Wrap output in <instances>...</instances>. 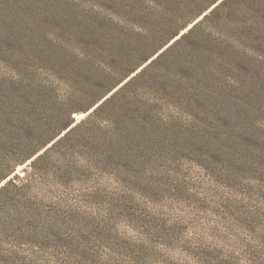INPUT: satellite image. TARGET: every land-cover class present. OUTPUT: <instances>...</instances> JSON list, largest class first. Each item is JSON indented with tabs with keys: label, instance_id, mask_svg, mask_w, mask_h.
<instances>
[{
	"label": "rangeland",
	"instance_id": "1",
	"mask_svg": "<svg viewBox=\"0 0 264 264\" xmlns=\"http://www.w3.org/2000/svg\"><path fill=\"white\" fill-rule=\"evenodd\" d=\"M221 1L0 0V110L21 113L0 135V178L27 141H47L44 131L66 111L62 104L75 122L92 110L76 111L94 95L90 65L83 74L69 70L79 53L88 54L73 39L77 32H91L95 24L111 36L93 55L99 69L113 56L119 71L139 66L124 80L119 76L122 86L169 46L174 33ZM240 12L249 18L247 6ZM249 36L231 37L194 82L185 84L173 64L150 70L125 91L120 107L115 103L90 123L105 120L102 137L119 128L126 138L131 129L128 143L104 149L115 152L117 162L89 174L78 148L69 150L57 170L43 174L41 194L55 193L66 205L79 198L81 212L132 244L145 240L140 226L147 222L152 243L141 253L149 264H264V33L254 27ZM58 54L65 56L58 63L69 67L57 65ZM31 160L9 177L32 174ZM67 160L76 171L64 175ZM60 173L57 187H49Z\"/></svg>",
	"mask_w": 264,
	"mask_h": 264
},
{
	"label": "trees",
	"instance_id": "2",
	"mask_svg": "<svg viewBox=\"0 0 264 264\" xmlns=\"http://www.w3.org/2000/svg\"><path fill=\"white\" fill-rule=\"evenodd\" d=\"M246 6L250 10L249 18L247 13L245 17L240 12ZM92 25L91 32L86 27L83 32L79 31L74 35L73 39L78 46L83 47L82 51L86 49L88 54L79 53L78 62L74 64L76 68L74 70L69 68L71 74L75 72L83 74L85 67L90 65V77L93 83L89 85L94 89V95L90 96L88 105L80 106L76 111L87 113L91 108L92 110L85 118L75 122L72 117L74 112L68 110L69 106L65 108L62 104V110L66 111L56 115L54 128H48L52 130L44 131L47 141L43 140L41 145L27 141L21 146L20 159L0 178L1 184L12 175L18 165L33 159L29 165L33 170L32 174L24 170L22 176L13 175L0 186V264H149L150 257L141 253L148 250L152 243L149 242L152 234L146 230L147 222L140 226L145 240L132 244L127 238L117 235L109 224L98 219V222H95L90 214L81 212L78 205L83 202L79 198L73 199L71 204L66 205L62 201H57L55 193L42 195L43 174L50 173L52 168L57 170V163L62 162V157L75 148H78L81 161L86 162L82 168L87 169L89 174L91 170L105 169L104 166L108 162L116 163L117 154L104 149L108 146L118 148L123 141L128 143L130 138L127 136H130L131 129L126 127V138L123 135L124 131L119 128L113 130L110 137H102L104 128L101 125L105 120L101 119L100 121H103L100 122L101 124L90 125L91 121L98 119L101 112L109 110L115 103L120 107L119 104L126 98L125 91L154 68L166 67L169 64L177 66L185 84L188 79L194 82L203 77L208 69L205 67L215 62L231 45V37L238 34L248 40L254 27L262 29L264 33V1L222 0L122 86L119 85L122 82L119 76L124 75L121 79L124 80L139 66L129 70L121 68L119 71L120 66L116 64V58L112 55L114 60L110 65L103 67V70L96 67L93 55L101 51L99 46L109 42L111 36L109 34L104 36L101 30H96L95 24ZM177 34L179 33H174L171 38ZM228 34L233 36L230 37ZM84 56L87 60L80 59ZM58 60L60 63L65 60L63 54L57 55V65L69 67L67 63L59 64ZM159 84L164 89L163 80H159ZM113 90L115 91L111 96L105 98ZM134 100L130 98V110L137 108L134 106ZM122 110L128 109L122 108ZM13 111L8 113L7 110H0V135L6 131L7 124L13 123V120L21 114H15ZM123 115L129 119L133 116ZM13 127L17 126L13 125ZM19 130L23 131L22 128ZM65 167L64 175L76 171L70 160L66 161ZM62 175L63 173H60L53 177L49 187H57L58 176L61 178ZM70 178L68 176L66 180ZM71 180L79 181L75 177ZM129 215L131 220L139 221L138 218H134V214Z\"/></svg>",
	"mask_w": 264,
	"mask_h": 264
},
{
	"label": "water",
	"instance_id": "3",
	"mask_svg": "<svg viewBox=\"0 0 264 264\" xmlns=\"http://www.w3.org/2000/svg\"><path fill=\"white\" fill-rule=\"evenodd\" d=\"M215 7V6H214ZM213 8V7H212ZM211 8V9H212ZM211 9H209L206 13H204L198 20H196L195 22H193L192 23V25H190L189 27H187L185 30H183V32H181L180 34H178L177 36H175L174 38H173V40L170 42V44L169 45H171L174 41H176L177 39H179V37L181 36V35H183L184 33H186L194 24H196L198 21H200L208 12H210L211 11ZM88 114V113H87ZM86 114V115H87ZM65 133V132H64ZM63 133V134H64ZM63 134H61V136L63 135ZM49 147V146H48ZM33 160V159H32ZM31 160V161H32ZM11 177H9V178H7L5 181H3L1 184H0V186H2L4 183H6L9 179H10Z\"/></svg>",
	"mask_w": 264,
	"mask_h": 264
},
{
	"label": "bare ground",
	"instance_id": "4",
	"mask_svg": "<svg viewBox=\"0 0 264 264\" xmlns=\"http://www.w3.org/2000/svg\"><path fill=\"white\" fill-rule=\"evenodd\" d=\"M20 168V167H19Z\"/></svg>",
	"mask_w": 264,
	"mask_h": 264
}]
</instances>
